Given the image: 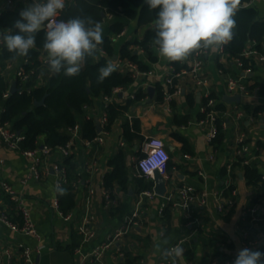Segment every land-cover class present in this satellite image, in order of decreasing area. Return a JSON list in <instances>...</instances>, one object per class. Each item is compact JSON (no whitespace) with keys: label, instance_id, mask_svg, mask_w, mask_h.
<instances>
[{"label":"crops","instance_id":"1","mask_svg":"<svg viewBox=\"0 0 264 264\" xmlns=\"http://www.w3.org/2000/svg\"><path fill=\"white\" fill-rule=\"evenodd\" d=\"M0 0V14L7 10L19 12L30 0ZM72 0H65L66 3ZM255 7L259 18L264 20V0H251L248 7ZM60 15V14H59ZM114 20V19H113ZM128 26L126 34L115 39L117 49L131 39H143L148 27L138 28L137 21L119 19ZM112 20H106L103 25V36L108 35V27ZM140 59L150 70L141 72L136 76L133 84L123 92L113 97L110 103L125 105L133 95L146 92L148 96L142 101H136L130 111L118 119L109 130L102 146L89 148L81 138L80 125L70 132L74 141L71 155L65 158L60 151L54 150L43 161V166L50 169V173L41 181L29 180L24 183L30 174V161L20 152L6 148L0 140V201L4 202L5 209L10 212L9 202L1 189L3 181L9 182L15 190L22 194L28 204L33 223L39 234L27 236L13 231L7 225L0 223V264H11L9 255L16 258L19 245L28 246L35 252L34 259L37 264H75V249L81 245V236L77 226L82 220L86 209V200L89 190L94 189L91 197V210L96 217V238L83 248L85 253L106 242L110 236L120 230L126 218L131 216L139 200L140 188L136 172L135 160L142 155L145 141L150 137H157L166 142L171 160L169 175L176 186L190 185L199 192L208 193V202L205 206L195 208L193 218L186 220L178 213H172L169 223H165L159 215V208L163 197L147 200L148 207L138 220L135 229L127 233L120 241L114 242L108 248L103 258V264H122V254L131 253L132 256L145 260L146 264H159L164 256L162 251L177 243L182 238L186 239L183 246V256L178 258L179 264H228L236 257L237 250L245 248L247 241L255 243L247 247L264 252V199L257 204L261 220L253 223L246 218L247 208L252 205L257 197L254 187L246 184L242 167L234 169L238 162L237 139L244 134L247 143L254 150L257 142H264V112L262 116H255L251 109L264 108V96L259 88L250 89L257 78L264 80V63L257 57L252 58V69L246 74L235 61L220 53L206 54L204 56V70L210 80L212 94L217 97L218 104H225V112L221 114L226 120L223 127L224 138L219 144H210L206 132L198 126L202 115V108L206 103L203 92L196 88L189 77L184 80V93L175 98L170 104L156 101L157 86L164 85L165 78L170 73L172 62L161 57L157 50L158 60L150 63L145 53L137 48ZM26 57H20L16 64H23ZM193 56L186 62L190 65ZM4 72L9 75L10 84L17 80L14 69ZM51 76L48 68L42 70L38 85L44 86ZM242 77L249 86L250 95L242 97L241 104L225 103L223 97L229 95L226 78ZM155 89L154 97L150 98L148 89ZM193 94L195 101L192 104L187 96ZM134 100V99H132ZM106 107L103 97L94 100L84 114L92 118L95 123L102 116ZM246 107H249L248 110ZM239 112L245 113L238 119ZM187 123L175 122V118ZM251 116L255 118L250 121ZM138 119L141 122V135L143 140L126 142L123 134L125 122ZM97 128V127H96ZM98 133V132H97ZM174 134L181 135L186 144L174 138ZM40 147L46 145L45 138L38 140ZM125 146L121 147V143ZM123 151L125 155L129 182L126 187L114 183L110 187L105 185V176L113 171L110 160ZM70 159L75 169L71 170L70 178L75 179L80 175L83 180L75 195V207L69 213L73 215L69 221L64 220L55 210L53 202L59 197L60 192L55 187L56 177L54 167L64 164ZM93 159L98 161L97 169L89 168ZM261 173L264 174V160H258ZM232 165L229 172L227 166ZM226 171V173H224ZM74 172V173H73ZM235 174L237 177H234ZM203 174V175H202ZM237 190L234 207L227 212H219V203H225L231 197V188ZM109 192L115 203L106 208L105 194ZM217 194H221L219 198ZM247 240V241H246ZM166 241V242H165ZM159 245V250L157 246ZM191 253L192 258L187 254Z\"/></svg>","mask_w":264,"mask_h":264},{"label":"trees","instance_id":"2","mask_svg":"<svg viewBox=\"0 0 264 264\" xmlns=\"http://www.w3.org/2000/svg\"><path fill=\"white\" fill-rule=\"evenodd\" d=\"M251 0H241L239 11L236 14V29L233 40L225 46V55L231 59L241 58L243 62V71L252 69L251 59H245L242 54L246 50L255 49L259 53H264V20L259 18V12L255 7L246 6ZM16 11L7 10L0 14V30L4 31L11 28L13 21L18 18ZM77 16H91L94 20L100 21L102 25L112 17V22L108 27V35L103 36L104 42L101 50L97 51L94 57L86 60L80 74L75 77L65 76L63 73L53 74L47 80L44 86L38 85V79L35 77L28 83L22 84L17 80L18 91L15 94L5 95L10 92L11 84L9 75L6 72L0 73V107L3 108L2 120L10 122L13 128L26 136L24 149L34 150L40 147L38 140L45 138L46 145L56 149L66 145L70 140V130L80 125L81 138L84 140H92L97 137L96 123L92 118L84 117L85 107L92 106L95 99L99 97H111L113 92L118 89H127L133 82L134 77L130 72H120L116 70L103 83H97L98 69L108 62L117 60H127L138 66L139 71L147 72L150 70L149 65L145 64L138 55L137 48H140L146 55L150 63L158 60L157 48L153 45L154 37V20L155 12H149L148 7L144 4V0H72L66 3L63 11L60 12V20ZM114 19V20H113ZM119 19L135 20L138 28L148 27L143 39H131L124 42L119 49L115 44V39L127 28V24ZM44 32L41 31L36 38V47L30 50L26 57L27 64H24L26 72L35 68L40 72L41 56L46 55L43 50ZM13 54L0 45V69L2 72L8 64L19 62L20 57L12 58ZM172 66L176 71L188 68L187 62H172ZM47 67H43L42 70ZM259 88L260 94L264 96V80L257 78L255 84L250 89ZM164 85L157 86L156 101L164 102ZM148 96L146 92L136 94L134 100L130 99L125 105L110 103L107 107L109 123L105 129L108 131L111 126L124 114L130 111L132 105L136 101H142ZM188 100L193 104L194 95L187 96ZM211 98L216 99L215 94ZM45 99V104L38 106L35 103ZM250 110L249 107H246ZM217 109L222 113L225 112V104H218ZM253 115L264 112L263 107L251 109ZM175 122H188L187 119L181 121L178 116ZM223 123H226L225 117L220 115L218 120L219 133L213 144H219L223 141L224 131ZM123 134L126 142L134 140H143L141 135V122L134 119L131 123L125 122L123 125ZM174 138L186 144V140L178 134H174ZM254 154L259 156L264 152V142H257ZM141 156V155H140ZM113 171L105 176L106 187L112 186L114 183L122 187H126L129 182V174L125 155L123 151H119L110 162ZM65 166L71 175V170L75 169L71 160L65 161ZM171 165H169V168ZM242 167L243 175L248 186L254 187L257 197L253 200L252 205L264 199V181L258 161H254L248 165L243 164V159L238 160L234 164V169ZM74 173V172H73ZM226 173V171L224 172ZM234 177H237L232 173ZM139 192L149 190L153 187V182L144 178L138 179ZM66 189L67 194H59V203L64 214H68L75 207V195L69 188ZM234 187L231 188V192ZM11 207V206H10ZM12 208L8 212L9 217L15 223L21 224V218ZM172 211L168 207L161 219L167 224L171 220ZM122 264H135L140 259L132 256L131 253H125ZM188 258H192L191 253L187 254Z\"/></svg>","mask_w":264,"mask_h":264},{"label":"built area","instance_id":"3","mask_svg":"<svg viewBox=\"0 0 264 264\" xmlns=\"http://www.w3.org/2000/svg\"><path fill=\"white\" fill-rule=\"evenodd\" d=\"M10 0L9 2L11 3ZM248 6V4L246 5ZM60 15L56 18L59 19ZM109 20H112V17L109 16ZM60 20V19H59ZM1 31V30H0ZM124 30L119 36L122 37L126 34ZM221 56L225 55V46L221 52ZM204 54L202 55H193V59L188 65L189 67L181 71H176L172 66L170 68L169 75L165 78L164 81V102L165 104H170L175 98L180 97L184 93V80L186 77H189L190 80L194 83L196 88L200 89L205 97L206 103L202 108L203 117L198 120V126L201 130L206 132L208 142L212 144L216 139L219 130H218V120L220 118V111L217 109L218 102L216 99L211 98L212 90L210 85V80L206 76L204 70ZM242 57L245 59H251L257 57L261 62L264 63V53H259L255 49H249L244 51ZM41 68L38 72L35 68H32L29 72L25 71L24 64L28 63V60L25 59L23 64H8L7 69H14L16 73L17 80H20L22 84L28 83L34 77L40 79L42 75V68L47 67V55L41 56ZM238 67L243 68V62L241 58L235 59ZM117 64V70L120 72H130L134 80L136 76L140 73L138 66L127 60H116L114 61ZM46 69V68H45ZM246 74L250 72V69L244 71ZM39 81V80H38ZM227 91L230 96L240 95L241 97H248L250 95V89L247 84L244 83L242 77H231L226 78ZM123 89H118L113 92L111 97H103L106 102L105 110L102 116L99 118V122L102 127L101 133H98L97 137L92 140H85V144L89 148H94L95 146H102L105 142L106 137L109 135V131L105 129L109 123V118L107 114V107L110 104L113 97H116L118 94L123 92ZM9 93L5 95V98L9 97ZM135 95L131 99H135ZM89 107H85V111ZM3 108L0 107V140L2 144L13 151L20 152L30 161V174L23 180L24 183H27L29 180L41 181L46 175L50 173V169L43 166V161L48 157L55 149L43 145L42 147L36 148L34 150H27L23 148L24 143L26 142V136L13 128V125L10 122H4L2 120ZM245 113L239 112L237 118L241 119ZM258 116H262L259 113ZM255 118L251 116L250 121H254ZM223 127H226V123H223ZM76 126L74 129L76 130ZM73 130V129H72ZM70 130V131H72ZM238 150L237 156L238 160L243 159V164L248 165L254 161H258L260 158L264 160V152H261L259 156L255 155L249 144L247 143V138L244 134L240 135L237 139ZM74 141L70 140L66 145L56 148L60 151L61 154L67 158L71 155L73 149ZM125 146V142L121 143V147ZM142 155L138 156L135 160V168L139 177L146 179L147 181L153 182V187L149 190H144L140 193L139 200L136 203L135 209L132 212L131 216L125 219L120 230L115 232L110 238L93 249L91 252L85 253L83 248L91 243L96 238V217L94 216L91 210V197L95 193L94 189L89 190V196L86 200V209L84 211L83 217L79 225L77 226V232L81 236V245L75 249V264H103V258L107 252L110 245L114 242H118L124 237L127 233L132 231L138 225V220L145 212L148 207L147 200L154 199L158 197L155 192V176L156 174L161 175L167 181V192L163 197V202L159 208L160 217L163 215L164 211L170 207L172 213H178L183 216L186 220H191L193 218V213L196 207L205 206L208 202V193L206 191L199 192L195 187L190 185L176 186L173 183L169 175V163L171 160L170 154L166 142L163 139L157 137H150L145 141L144 148L141 149ZM98 161L93 159L89 164V168L97 169ZM232 165L227 166V170L230 172ZM54 175L56 177L55 187L58 190L59 188H69L71 191L75 192L78 190L79 186L82 184L83 180L80 178V175L75 179L70 178L67 167L64 164H59L55 166ZM203 175V174H202ZM262 180L264 181V174H262ZM1 189L3 190L5 196L9 202V209L12 208L15 210L17 215L21 218V224L15 223L9 217L8 211L5 209L4 202L0 201V223L7 225L13 231L27 235V236H36L39 238V234L36 230L35 224L33 223L31 212L28 208L27 200L22 195L19 194L15 188L7 181L1 183ZM59 192V191H58ZM105 194V207L110 208L115 200L112 199L109 192H104ZM218 197H221V194H217ZM238 196L237 190H232L231 197L227 199L225 203H219V212L224 213L230 211L235 205V199ZM11 206V207H10ZM55 210L60 214L64 220L69 221L72 219L73 215L71 213L64 214L61 210L59 198L53 202ZM13 210V211H14ZM259 207L257 205H250L247 208L246 218L251 222L256 223L261 220L259 214ZM247 241V240H246ZM186 239L182 238L177 243L171 245L168 249H172L175 246L179 245L183 248ZM255 243L252 241H247L246 246H254ZM19 251L16 258L13 255H9L11 264H37L34 255L38 250H34L28 246L19 245ZM124 254H122V259H124ZM235 258H232L228 261V264H233ZM135 264H146L145 260L140 259ZM159 264H172L171 258H163ZM175 264H179L176 260ZM217 264V263H215Z\"/></svg>","mask_w":264,"mask_h":264},{"label":"clouds","instance_id":"4","mask_svg":"<svg viewBox=\"0 0 264 264\" xmlns=\"http://www.w3.org/2000/svg\"><path fill=\"white\" fill-rule=\"evenodd\" d=\"M144 4L149 12H155L152 43L159 55L171 62L184 63L194 54L219 53L233 40L241 0H144ZM65 6V0L26 2L11 28L0 31V45L13 54V59L27 57L36 47L37 35L43 31L49 70L53 74L78 76L86 60L101 50L103 25L91 16L56 19ZM116 70L115 62L100 67L97 83H103ZM58 191L67 194L66 189ZM183 251L177 245L164 249L162 255L175 264ZM233 264H264V252L240 248Z\"/></svg>","mask_w":264,"mask_h":264},{"label":"water","instance_id":"5","mask_svg":"<svg viewBox=\"0 0 264 264\" xmlns=\"http://www.w3.org/2000/svg\"><path fill=\"white\" fill-rule=\"evenodd\" d=\"M118 59V56L114 57V60L116 61ZM18 91L17 88V80H15L10 88V94H15ZM149 92V96L150 98L154 97V93H155V89L153 87H150L148 89ZM223 100L225 103L228 104H241L242 101V97L240 95H234V96H230V95H225L223 97ZM38 106L44 105L45 104V99L42 100L41 102H36L35 103ZM96 127H97V132L101 133L102 131V127L99 121H97L96 123ZM155 192L159 197H164L166 192H167V181L159 174H156L155 176Z\"/></svg>","mask_w":264,"mask_h":264}]
</instances>
